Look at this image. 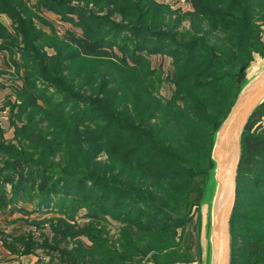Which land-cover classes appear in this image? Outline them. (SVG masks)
I'll list each match as a JSON object with an SVG mask.
<instances>
[{
  "label": "trees",
  "instance_id": "trees-1",
  "mask_svg": "<svg viewBox=\"0 0 264 264\" xmlns=\"http://www.w3.org/2000/svg\"><path fill=\"white\" fill-rule=\"evenodd\" d=\"M30 1L0 0V48L28 57L31 70L22 111L39 108V101H44L49 111L46 121L53 132L48 134L49 141L38 139L34 145L31 139L22 150L0 142V155L9 158L0 164V196L7 197L9 184L16 197L33 192L43 207L57 198L75 200L88 209L92 221L79 225L52 219L46 222L48 232L41 223L37 226L38 236L4 235L1 241L5 248L13 255H37L39 260L34 264H183L177 245L165 244L162 238L185 230L204 202L213 168L215 133L245 83L247 70L257 55L264 58V43L255 23L257 17L264 20V2L195 0V11L187 16L190 26L180 29V21L168 17L164 5L155 0H36L34 7ZM43 10L64 18L75 30L81 29L82 36L70 32L75 37L67 39L55 32L48 34L38 25L35 13ZM135 49L174 59V99L159 98L149 76L138 80L149 65L139 55H130ZM88 54L95 56L91 59L95 62L113 60L119 69L100 74L90 83V75H85ZM129 75H135L137 81H130ZM74 79H84L89 87L98 84L94 88L98 94L78 93L73 88ZM48 88L56 90L61 97L58 102H47L46 98L51 102L56 99L47 94ZM260 112L264 113V106L255 117ZM255 117L243 139L232 223V264H238L234 250L237 235L251 244L256 242L253 250L260 248L251 264H264V235L245 233L235 225L238 220L251 221L249 214L264 205V165H260L264 137L249 134L257 123ZM249 142L259 144L250 157L246 154ZM44 148L41 153L47 154L37 159L28 150ZM198 153L206 163L200 165L196 158L189 163V155ZM101 155H108V162L95 160ZM66 159L83 160L85 174L78 173L80 164L72 169L64 167ZM248 182L253 187L249 190L252 199L242 195ZM117 211L131 216L123 219L129 229L152 238L147 246L124 233L119 247L102 237L98 221L113 213L119 218L122 214L116 215ZM255 221L264 227V217ZM47 256L50 258L45 261Z\"/></svg>",
  "mask_w": 264,
  "mask_h": 264
},
{
  "label": "rangeland",
  "instance_id": "rangeland-1",
  "mask_svg": "<svg viewBox=\"0 0 264 264\" xmlns=\"http://www.w3.org/2000/svg\"><path fill=\"white\" fill-rule=\"evenodd\" d=\"M264 2V0H262ZM36 0H31L30 5L34 7ZM76 4L77 2H73ZM159 3V2H158ZM78 4V3H77ZM164 5L167 9V15L171 19H177L180 21L181 26L189 27L190 19L187 17L188 14L194 13L195 11V0L192 2V8L184 9L183 6L179 4L178 0H165V2L160 3ZM38 16L37 21L38 25L46 31L48 34L55 32L60 38H69L70 37H81L83 32L81 29H76L72 24L67 22L64 18L57 16L51 12H35ZM264 14V8L261 10V15ZM121 20L120 18L118 19ZM255 23L260 30V41L264 43V20L257 17ZM180 29H183L184 27ZM11 27V26H10ZM70 32L74 33L75 36L71 35ZM15 40V39H14ZM12 42V41H11ZM6 43V42H5ZM15 43H19L15 40ZM17 45V44H16ZM83 47V46H82ZM130 48L132 46L130 45ZM84 52V51H83ZM49 53L52 51L49 50ZM130 55H139L144 59L148 65V70H143L138 77V80H144L148 76L150 77V83L157 87L156 95L161 98L163 101H169L176 97L177 94V69L174 65V59L170 56L156 54L151 55L150 50H139L136 49L131 52ZM90 61L87 63L85 68L86 77L90 75L92 83L95 79L99 78L100 74H104L108 71H114L119 69L117 63L113 60L109 61H98L91 60L95 56L88 54ZM257 55V59H260ZM14 62L21 64V67H17ZM29 59L27 56H24L20 52H9L0 48V138H3L1 143L5 145H15L19 150H22L23 147H27L31 143V139L34 141V145L38 143V139H46L49 141L51 136L48 134L53 132V129L48 125L46 121V115H48V107L45 105L44 101H39V108L33 110L22 111L23 98L25 92V82L27 75L29 74L31 68L28 67ZM37 65H39V57L36 59ZM255 62V61H254ZM27 66V67H26ZM121 71V70H120ZM123 73V71H121ZM96 75L95 78L93 75ZM130 81H137L135 75L128 76ZM84 79H74L72 84L73 88L78 93L83 94H98L94 88H98V84L92 87L86 86ZM84 84V86H82ZM144 84V83H143ZM47 94L55 95L56 98L51 102L49 98H46L47 102L50 101V104L56 103L60 100V96L56 93L55 89L48 88ZM131 102V101H128ZM135 104L134 100L131 102ZM42 119H44L42 121ZM256 124L252 125L249 130V134H259L261 137H264V113H259L256 117ZM29 125V130H26V126ZM37 127V128H36ZM27 150V149H25ZM29 153L35 154V159L40 157H45L47 153H41L44 149L41 150H32L28 149ZM259 150V144L254 142H249L246 146V154L248 157L252 156L255 152ZM204 151V155H205ZM255 156V155H254ZM75 158H78L74 155ZM263 157V156H262ZM62 158V155H61ZM196 158V161L200 165L206 163V159L203 158V155H189V163H192L191 160ZM9 159L6 156L0 155V164ZM57 160H60V156L56 157ZM103 164L108 162V155H101L95 159ZM261 160V159H260ZM259 160V161H260ZM250 159H247L246 165H249ZM263 162L260 165H264ZM75 164H80L78 168V173L84 172V161L75 162L73 160H67L66 164L63 166L69 169H72ZM116 168H119L115 166ZM260 169V167H259ZM122 181L125 182V178H122ZM200 186V184H199ZM246 193H243L245 199H252L253 195L249 191L253 189L250 185V182L246 185ZM5 189V187H4ZM38 189V186H36ZM6 190L8 192L7 197L4 199L0 196V264H33L39 260L37 255H28L20 256L11 254L4 246L1 241L4 235L20 237L22 235H28L33 233L34 235H39V229L37 226L42 225L43 231H49V220L63 218L70 222H76L79 225H84L90 223L92 219L88 217V209L84 205L77 204L75 200H68L66 198L56 199L54 203L50 204L47 207L39 206V199L36 198L32 193L28 192V196L16 197L12 194L11 185H6ZM198 196V193L195 194ZM63 201L68 202L67 204ZM114 201V200H113ZM64 203V205H62ZM40 208H39V207ZM120 211H125L124 208H121ZM120 211L116 212V215L121 213ZM207 207L204 205L199 208L198 213H193V219L190 223L187 224L185 230H179L178 234L174 237L162 238L167 243H173L177 245V255L181 263L183 264H207L208 257V241L205 237L206 225L208 223V214ZM122 216L115 219L116 217L113 214H107L105 220L98 221L97 228L100 230L102 237L106 238L109 243H115L116 247H119V244L122 241L121 234H127L128 238H131L134 242L137 243V240H134L132 236L137 239H141V243H147L151 241L150 236L143 235L136 230L129 229L128 225L123 221L125 217H131L127 212L121 213ZM251 221L242 222L238 220L235 222L236 227L246 231L257 232L264 235V227L256 223V218L264 217V205H261L260 208L256 209L255 212L249 214ZM254 220V221H252ZM48 230V231H47ZM122 232V233H121ZM120 240V241H119ZM236 241L234 242V250L236 252V258L238 264H251L252 258L260 249L258 246L253 250L255 245L250 242H246L239 235L236 236ZM258 241V239H255ZM111 241V242H110ZM85 243L91 245L89 240H85ZM264 243V241H263ZM144 245V244H143ZM144 246H147L144 245ZM249 249V250H248ZM50 257H44L45 261H48ZM147 264H152L147 263Z\"/></svg>",
  "mask_w": 264,
  "mask_h": 264
},
{
  "label": "water",
  "instance_id": "water-1",
  "mask_svg": "<svg viewBox=\"0 0 264 264\" xmlns=\"http://www.w3.org/2000/svg\"><path fill=\"white\" fill-rule=\"evenodd\" d=\"M263 106L264 58H260L247 70L245 83L214 136L213 168L201 205H205L208 212L205 232L207 264L233 263L232 223L238 202L243 139L251 121Z\"/></svg>",
  "mask_w": 264,
  "mask_h": 264
},
{
  "label": "built area",
  "instance_id": "built-area-1",
  "mask_svg": "<svg viewBox=\"0 0 264 264\" xmlns=\"http://www.w3.org/2000/svg\"><path fill=\"white\" fill-rule=\"evenodd\" d=\"M178 1L179 4L184 7V9L191 10L193 0H178Z\"/></svg>",
  "mask_w": 264,
  "mask_h": 264
},
{
  "label": "crops",
  "instance_id": "crops-1",
  "mask_svg": "<svg viewBox=\"0 0 264 264\" xmlns=\"http://www.w3.org/2000/svg\"><path fill=\"white\" fill-rule=\"evenodd\" d=\"M156 2H159V3H163L165 2V0H155ZM45 12H47L46 10H43ZM1 20L7 25V26H10V21L6 18V17H2ZM35 263V262H34ZM33 263V264H34Z\"/></svg>",
  "mask_w": 264,
  "mask_h": 264
}]
</instances>
